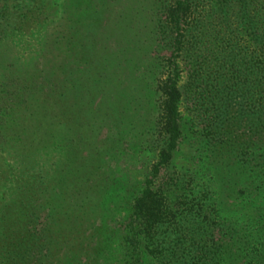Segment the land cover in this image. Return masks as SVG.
<instances>
[{
    "label": "trees",
    "instance_id": "1",
    "mask_svg": "<svg viewBox=\"0 0 264 264\" xmlns=\"http://www.w3.org/2000/svg\"><path fill=\"white\" fill-rule=\"evenodd\" d=\"M87 2L86 32L98 35L80 118L112 114L120 131L142 133L152 79L153 160L131 199L123 184L117 220L104 157L116 140L100 151L78 138L91 150L53 178L42 223L21 216L24 192L0 213V264H264V0ZM48 31L44 42H69Z\"/></svg>",
    "mask_w": 264,
    "mask_h": 264
},
{
    "label": "rangeland",
    "instance_id": "2",
    "mask_svg": "<svg viewBox=\"0 0 264 264\" xmlns=\"http://www.w3.org/2000/svg\"><path fill=\"white\" fill-rule=\"evenodd\" d=\"M51 2L57 6L50 5ZM51 2L46 0L42 7L41 0H0V213L5 206H11V198L21 197L24 192L21 205L29 206L21 216L24 218L33 212L35 222L42 223L48 213L42 210L40 200L45 192L48 195L53 178L91 150L80 147V151L78 138H93V144L100 151L103 142L115 139V149L104 155L106 167L115 172L116 178L105 199L114 203V218L119 220L126 213V207L120 208L119 193L123 184L129 186L126 200L131 199L135 193L133 188L143 182L153 160V155L145 150L153 138L156 104L153 80H146L148 116L142 133L136 123L120 131L114 118H110L112 114L100 115L94 120L85 117L83 121V114L79 113L80 84L92 61L98 35L87 33L86 25L95 21L87 16L91 10L87 0ZM68 12L72 17L67 31L64 25L68 20L64 14ZM78 19L81 20L78 29H71ZM47 29L46 33L52 30L68 33L70 45L63 43L60 36L53 37L54 42L51 37L44 42ZM71 73L73 76L69 77ZM42 101L46 102L45 108H41ZM192 138L195 136H189ZM183 145L186 149L190 147V144ZM22 217L16 220L17 224ZM106 217L101 220L106 221ZM103 236L107 238L106 230L95 241L96 252L104 246Z\"/></svg>",
    "mask_w": 264,
    "mask_h": 264
}]
</instances>
